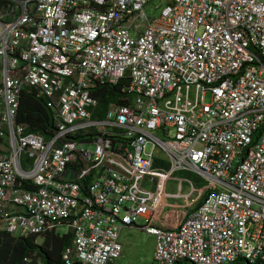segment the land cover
I'll list each match as a JSON object with an SVG mask.
<instances>
[{
    "label": "built area",
    "instance_id": "built-area-1",
    "mask_svg": "<svg viewBox=\"0 0 264 264\" xmlns=\"http://www.w3.org/2000/svg\"><path fill=\"white\" fill-rule=\"evenodd\" d=\"M149 1L0 12V232H71L62 264H115L133 228L154 264H264V0H161L157 18ZM106 86L120 100L99 111ZM25 90L49 139L18 122Z\"/></svg>",
    "mask_w": 264,
    "mask_h": 264
},
{
    "label": "trees",
    "instance_id": "trees-1",
    "mask_svg": "<svg viewBox=\"0 0 264 264\" xmlns=\"http://www.w3.org/2000/svg\"><path fill=\"white\" fill-rule=\"evenodd\" d=\"M10 3L12 0H0V12ZM100 91L99 111L104 110L110 101L120 100L121 92L117 86H106ZM18 122L27 124L28 131L49 139L54 128V113L46 106L43 98H37L31 91L25 90L21 96ZM71 244V232L63 236L47 233L43 237L13 236L0 232V264H22L26 257L42 264H62L61 253Z\"/></svg>",
    "mask_w": 264,
    "mask_h": 264
},
{
    "label": "rangeland",
    "instance_id": "rangeland-1",
    "mask_svg": "<svg viewBox=\"0 0 264 264\" xmlns=\"http://www.w3.org/2000/svg\"><path fill=\"white\" fill-rule=\"evenodd\" d=\"M164 3L161 0H150L145 6L146 14L151 18L160 16ZM206 100H210V96L206 95ZM174 177L188 178L194 183L199 181L197 175L188 171L177 172ZM201 180V184L205 181ZM174 185V186H173ZM174 187V188H173ZM169 191H178L177 181L173 180L170 184ZM189 185L184 183L183 192H187ZM142 223V221H140ZM41 241V239H38ZM119 241L121 243L122 251L119 258L115 260V264H154V252L156 245V237L139 229H123L120 232Z\"/></svg>",
    "mask_w": 264,
    "mask_h": 264
},
{
    "label": "crops",
    "instance_id": "crops-1",
    "mask_svg": "<svg viewBox=\"0 0 264 264\" xmlns=\"http://www.w3.org/2000/svg\"><path fill=\"white\" fill-rule=\"evenodd\" d=\"M199 181H197V182H195V185L196 186H201L202 184H201V180L200 179H198ZM173 184V180L172 181H170L169 183H168V186H167V188H169L170 187V184ZM174 186V185H173ZM174 188V187H173ZM168 191H169V189H168ZM170 193H173V192H175V191H169ZM168 201H169V203H171V204H173V203H176V204H181L182 203V201L181 200H179V199H176V198H173V197H170L169 199H168ZM165 212H166V214H168V217H167V224L168 225H176V222H177V218L179 217V210L178 209H174L173 211H171V209L170 208H166L165 210H164ZM172 214V218L171 217H169V215H171Z\"/></svg>",
    "mask_w": 264,
    "mask_h": 264
}]
</instances>
